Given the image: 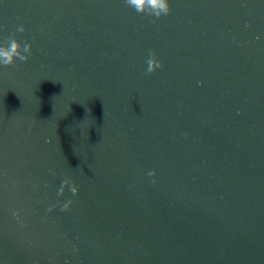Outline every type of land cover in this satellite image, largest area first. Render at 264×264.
Instances as JSON below:
<instances>
[{"label": "water", "instance_id": "water-1", "mask_svg": "<svg viewBox=\"0 0 264 264\" xmlns=\"http://www.w3.org/2000/svg\"><path fill=\"white\" fill-rule=\"evenodd\" d=\"M170 5L0 0V264H264V0Z\"/></svg>", "mask_w": 264, "mask_h": 264}, {"label": "clouds", "instance_id": "clouds-1", "mask_svg": "<svg viewBox=\"0 0 264 264\" xmlns=\"http://www.w3.org/2000/svg\"><path fill=\"white\" fill-rule=\"evenodd\" d=\"M124 3L138 15L151 17L153 23L172 13L170 0H124ZM26 30L25 26L20 24L16 27L15 31L4 37L3 43H0V67L8 68L17 66L18 61L26 63L30 60L33 55V44L28 41L21 43L17 38L18 33H24ZM147 57L145 61L147 65L146 74L151 75L156 73L157 70L163 69V62L158 59V54L155 50H149ZM51 174L55 175L54 172ZM148 176L155 177L156 172L154 170L150 171ZM152 183H155V180H153ZM66 189L70 191L72 197L79 195V186L70 176H65L63 178L56 193L57 197H63ZM75 203L76 200L72 198L63 201L58 199L56 204L50 205L47 208V212L51 213L57 208L62 212H67L71 210ZM12 215L15 219L20 221L21 212L19 210H13ZM73 250L76 251L75 247Z\"/></svg>", "mask_w": 264, "mask_h": 264}]
</instances>
